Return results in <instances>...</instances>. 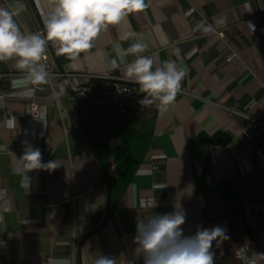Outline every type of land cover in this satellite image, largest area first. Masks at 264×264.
Here are the masks:
<instances>
[{"label": "crops", "instance_id": "1", "mask_svg": "<svg viewBox=\"0 0 264 264\" xmlns=\"http://www.w3.org/2000/svg\"><path fill=\"white\" fill-rule=\"evenodd\" d=\"M17 3L24 5L14 17L22 32L44 29L49 0H0V7ZM145 3L75 59L46 45L55 71L64 73L57 75L64 89L58 101L47 79L16 81L26 70L15 59L0 61V264H52L58 257L95 264L100 255L143 264L135 251L137 219L174 207L186 213L184 235L198 226L227 229L228 239L213 241L215 264H244L231 249L250 241L255 229L237 204L264 208V130L251 140L243 134L254 119L264 123V0ZM201 23L212 30H197ZM136 42L147 45L140 55L152 57L154 68L171 60L186 72L172 105L161 109L157 101L137 116L74 98L69 86L85 73L127 78L136 57L127 55L115 69L111 61L117 45L126 50ZM92 85L97 93L104 88L100 78ZM31 87L40 117L30 113ZM77 113L81 121L73 126ZM28 146L41 151L42 164L56 167L28 171L26 188L20 159Z\"/></svg>", "mask_w": 264, "mask_h": 264}, {"label": "clouds", "instance_id": "2", "mask_svg": "<svg viewBox=\"0 0 264 264\" xmlns=\"http://www.w3.org/2000/svg\"><path fill=\"white\" fill-rule=\"evenodd\" d=\"M148 7L145 0H49L50 10L46 13L45 35L22 32L14 17L24 11V5L17 3L11 10L0 7V61L15 59V66L26 70L27 81L33 84L46 82L48 72L41 63L45 58L46 45L51 43L58 54L75 59L94 47L99 34L109 26L117 25L133 13L143 12ZM225 24L226 17L217 21ZM197 30L208 32L212 25L201 23ZM147 45L136 42L126 50L116 46L117 58L112 67H119L127 55L136 58L127 64L125 75L137 84L144 93L141 104L167 109L175 102L182 79L186 72L171 60L154 68V59L140 55ZM178 55L180 49H175ZM151 98V99H150ZM11 121L9 124L11 125ZM24 176L22 186L29 187L28 171L33 169H53L54 162L42 164L41 151L28 146L20 159ZM186 213L174 207L169 213H155L147 219L136 221V253L143 258V264H215V253L211 251L213 241L217 246L229 237L222 226L204 228L198 226L194 235H184L181 227ZM52 264H70L66 257L54 258ZM95 264H115V261L100 255Z\"/></svg>", "mask_w": 264, "mask_h": 264}, {"label": "built area", "instance_id": "3", "mask_svg": "<svg viewBox=\"0 0 264 264\" xmlns=\"http://www.w3.org/2000/svg\"><path fill=\"white\" fill-rule=\"evenodd\" d=\"M43 33H45V28L32 34ZM233 56L234 55L229 56L228 60H231ZM41 63L45 65V69L48 72L46 78L48 88L51 90L54 99L58 101L64 89L57 87V75L61 76L64 75V73L55 71L54 61L47 49L45 58L42 59ZM23 72L24 76L15 80L30 85L31 82L27 81L26 71ZM94 78H100L104 82V88L101 89L99 93L96 92L92 85ZM35 88L41 89L44 87L43 85H36ZM35 88L31 87V92L27 93V96L32 98L30 101L31 115L33 117H40L42 114V104L34 98ZM69 88L77 101L98 105L112 104L122 111H133L137 116L147 113L150 109V105L140 103L145 94L140 91L139 86L120 74L112 72L102 75L85 73L82 82L72 83ZM81 116L80 113L74 115L71 124L73 126H78L81 121ZM263 130L264 123L254 119L249 129L244 130L243 134L246 138L251 140L253 135H257ZM108 172L110 177L117 175V169L114 163L109 165ZM237 208L239 210H244L248 214V218L255 229V235L244 245L231 249V254L242 259L244 264H264V208L252 202L237 204Z\"/></svg>", "mask_w": 264, "mask_h": 264}, {"label": "trees", "instance_id": "4", "mask_svg": "<svg viewBox=\"0 0 264 264\" xmlns=\"http://www.w3.org/2000/svg\"><path fill=\"white\" fill-rule=\"evenodd\" d=\"M82 102V101H79V103Z\"/></svg>", "mask_w": 264, "mask_h": 264}]
</instances>
